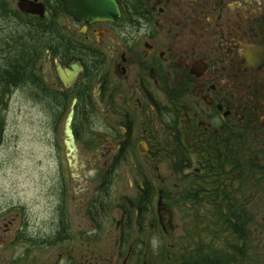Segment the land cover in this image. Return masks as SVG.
<instances>
[{"label": "flooded vegetation", "instance_id": "obj_1", "mask_svg": "<svg viewBox=\"0 0 264 264\" xmlns=\"http://www.w3.org/2000/svg\"><path fill=\"white\" fill-rule=\"evenodd\" d=\"M115 3L111 21L0 0L4 40L20 26L38 42L58 172L41 213L0 200V264H245L264 174L227 159L240 144L264 153V0Z\"/></svg>", "mask_w": 264, "mask_h": 264}, {"label": "rangeland", "instance_id": "obj_2", "mask_svg": "<svg viewBox=\"0 0 264 264\" xmlns=\"http://www.w3.org/2000/svg\"><path fill=\"white\" fill-rule=\"evenodd\" d=\"M26 34V28H17V39H21L17 44L25 41V45L29 46L27 37L20 38ZM5 37L6 34L0 33V41L6 44L4 50L8 56L13 58L16 53L20 54L22 49L14 43H8ZM3 59H0L2 71L6 70L2 67L5 63ZM4 86L0 83V200H14L18 197L20 200L32 199L36 201L33 211L41 213L46 190L50 188L48 186L53 187V180L58 177L56 155L49 146L51 134L45 127L44 116L40 112L42 109L32 104L29 94L31 86ZM62 140L63 137L59 136L58 142ZM193 164L195 167L200 164L196 156ZM68 172L64 170L66 179H70ZM78 187H85L84 179ZM258 189V199L248 203L249 210L243 218V224L248 228L246 232L250 234L247 237L253 239L246 240L243 246L241 262L245 264H264L263 181L259 182Z\"/></svg>", "mask_w": 264, "mask_h": 264}, {"label": "trees", "instance_id": "obj_3", "mask_svg": "<svg viewBox=\"0 0 264 264\" xmlns=\"http://www.w3.org/2000/svg\"><path fill=\"white\" fill-rule=\"evenodd\" d=\"M17 41L20 42L21 39H17ZM7 42L14 43V45L19 46L22 51L20 54L16 53L15 56L11 58L4 50L6 44L3 40L0 41V59L4 57L3 60L5 63L2 67L6 68V70H0V83L3 86L4 84H6V86L18 85L23 88L31 86L29 88L30 99L40 103V109H43L42 105H44V99L42 94L44 93V89L40 78L36 77V67L39 61L36 51L38 42L29 40V46L27 44L25 45V41H22L20 44L11 41ZM33 85H35V89H33ZM35 92L39 93L40 96L37 97ZM238 147H240V150L228 155L227 162L234 164L238 167V170L240 169L244 174L248 173L254 166H258L259 174H264V153H251V146L245 144H240Z\"/></svg>", "mask_w": 264, "mask_h": 264}, {"label": "water", "instance_id": "obj_4", "mask_svg": "<svg viewBox=\"0 0 264 264\" xmlns=\"http://www.w3.org/2000/svg\"><path fill=\"white\" fill-rule=\"evenodd\" d=\"M65 3V10L69 13L77 12L79 9L83 12V18L88 20H111L113 21L119 16L118 8L115 0H62ZM59 73L62 74L59 69ZM71 78L72 74L67 73ZM72 102L71 109L67 114L64 122L63 135H64V145L66 146L68 153L67 157L75 160V156L72 154L74 150L73 135L70 129V124L73 115V105ZM70 161V159H69Z\"/></svg>", "mask_w": 264, "mask_h": 264}, {"label": "clouds", "instance_id": "obj_5", "mask_svg": "<svg viewBox=\"0 0 264 264\" xmlns=\"http://www.w3.org/2000/svg\"><path fill=\"white\" fill-rule=\"evenodd\" d=\"M153 243H154V241H153Z\"/></svg>", "mask_w": 264, "mask_h": 264}]
</instances>
